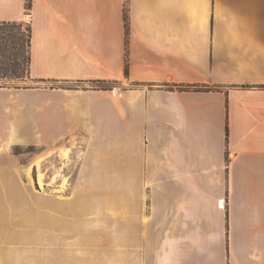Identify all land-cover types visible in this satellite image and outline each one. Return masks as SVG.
<instances>
[{
	"label": "crops",
	"instance_id": "obj_1",
	"mask_svg": "<svg viewBox=\"0 0 264 264\" xmlns=\"http://www.w3.org/2000/svg\"><path fill=\"white\" fill-rule=\"evenodd\" d=\"M27 16L38 87L0 89V264H69L68 206L30 178L71 130L126 140L131 224L158 226L140 264H264V0H0Z\"/></svg>",
	"mask_w": 264,
	"mask_h": 264
},
{
	"label": "rangeland",
	"instance_id": "obj_2",
	"mask_svg": "<svg viewBox=\"0 0 264 264\" xmlns=\"http://www.w3.org/2000/svg\"><path fill=\"white\" fill-rule=\"evenodd\" d=\"M20 23L29 26L26 19ZM111 85L92 86L110 89ZM72 86L82 85L75 83ZM36 87L29 77L13 82L0 81V89ZM71 132L70 139L63 140L62 148L70 151V158H62L57 150L42 154L38 159L41 167L35 166L30 178L38 191L39 204L43 201L50 206L53 199L63 200L68 206L69 264L142 263L143 249L159 247L155 236L158 226L131 224V213L129 215L127 211L126 140H85L80 138L77 130ZM23 158L25 162L26 157ZM40 173L44 175V189L38 182ZM137 199L138 205L142 206L140 195ZM147 200L145 194L143 214L146 216L149 215ZM139 212V216L143 215L141 209ZM149 233L155 234L154 240H147Z\"/></svg>",
	"mask_w": 264,
	"mask_h": 264
},
{
	"label": "trees",
	"instance_id": "obj_3",
	"mask_svg": "<svg viewBox=\"0 0 264 264\" xmlns=\"http://www.w3.org/2000/svg\"><path fill=\"white\" fill-rule=\"evenodd\" d=\"M31 0H27V6ZM32 29L20 22L0 21V81L31 78Z\"/></svg>",
	"mask_w": 264,
	"mask_h": 264
},
{
	"label": "bare ground",
	"instance_id": "obj_4",
	"mask_svg": "<svg viewBox=\"0 0 264 264\" xmlns=\"http://www.w3.org/2000/svg\"><path fill=\"white\" fill-rule=\"evenodd\" d=\"M26 21H28V22L31 21L30 16H27L26 17ZM116 94H120V93L118 91H116ZM60 154H61L60 156L62 158H65V159H69L70 158V151L69 150H65V149L64 150H61L60 151ZM36 166L38 168H40L41 167V161H38L36 163ZM38 182H39L40 187L44 189L45 188V182H44V175L42 173H40V175H39ZM65 184L66 183H63V185H65ZM221 205L223 207L225 205L224 202H222Z\"/></svg>",
	"mask_w": 264,
	"mask_h": 264
},
{
	"label": "built area",
	"instance_id": "obj_5",
	"mask_svg": "<svg viewBox=\"0 0 264 264\" xmlns=\"http://www.w3.org/2000/svg\"><path fill=\"white\" fill-rule=\"evenodd\" d=\"M222 206V205H221Z\"/></svg>",
	"mask_w": 264,
	"mask_h": 264
}]
</instances>
